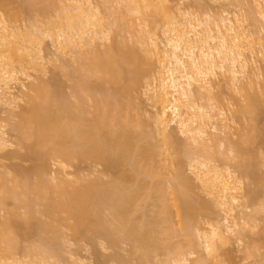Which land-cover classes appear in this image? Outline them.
I'll list each match as a JSON object with an SVG mask.
<instances>
[{
    "label": "bare ground",
    "instance_id": "bare-ground-1",
    "mask_svg": "<svg viewBox=\"0 0 264 264\" xmlns=\"http://www.w3.org/2000/svg\"><path fill=\"white\" fill-rule=\"evenodd\" d=\"M15 1L0 0V158L10 155V128L33 166L0 173V264H63L65 230L73 242L126 244V255L113 258L117 264H221L230 234L242 241L256 226L260 209H247L264 186L257 153L248 147L261 139L255 120L264 101V0H236V13L212 19L190 17L171 0H24L21 10L40 18L23 29L4 15ZM46 64L69 67L74 102L56 73L45 81ZM147 72L154 112L141 120L123 111L121 100ZM182 146L196 154L189 160L192 177L181 169ZM216 147L228 152L219 164ZM52 161L59 171L49 169ZM84 162L103 166L110 179L65 169ZM244 177L257 186L248 196ZM197 188L203 195L190 200ZM200 217H208L207 228ZM193 233L202 240L198 246Z\"/></svg>",
    "mask_w": 264,
    "mask_h": 264
},
{
    "label": "rangeland",
    "instance_id": "rangeland-1",
    "mask_svg": "<svg viewBox=\"0 0 264 264\" xmlns=\"http://www.w3.org/2000/svg\"><path fill=\"white\" fill-rule=\"evenodd\" d=\"M15 1V0H14ZM19 1V2H18ZM24 0H16L15 2H12L11 4H9L7 7H8V11H7V14H4V15H8L7 17L10 19V21H11V23H12V25H18L20 28H25V26H26V28H28V26L32 23V21H33V19H34V17H37V15L35 14V13H32L33 11H30V13H27V12H25L24 10H21V8L23 9H25V1L23 2ZM54 1H56V0H54ZM236 1V0H235ZM17 2V3H16ZM49 2V1H48ZM53 2V1H52ZM21 5V7H20V5ZM28 3V2H27ZM45 3V2H44ZM43 3V4H44ZM47 3V2H46ZM56 3V2H55ZM172 3H175V4H180V8H181V10H183V11H186L187 12V14L186 15H188L189 13L190 14H193L194 16H203V17H205L206 19H207V17H209V18H211L210 16H212L213 18L214 17H216V18H218L220 15H226V14H228V13H231V12H233V13H236L237 12V9H239V7L238 6H240L241 5V2L239 1L238 3H237V1L235 2V3H237V4H234V2H233V0H171V4ZM240 3V4H239ZM48 4V3H47ZM53 4H54V2H53ZM239 4V5H238ZM50 5H51V2H50ZM199 5H200V7H199ZM235 5H237V6H235ZM27 6V5H26ZM55 7H56V5H54ZM243 6H245V5H243ZM246 6H249V4L248 5H246ZM7 7H6V9H7ZM52 7V6H51ZM241 7V6H240ZM250 7H251V5H250ZM244 8V7H243ZM247 8V11H249L248 9V7H246ZM28 9V8H27ZM52 9H53V7H52ZM242 8H240V10H241ZM251 9H252V7H251ZM250 9V10H251ZM26 10V9H25ZM55 10V9H54ZM49 11V13H48V15H50V17H52L53 15H54V13H55V11ZM236 10V11H235ZM240 10H238V12H240ZM244 10H246L245 8H244ZM243 9L241 10L242 11V13H243V11H244ZM6 11H5V13H6ZM182 11V12H183ZM246 11V12H247ZM253 11V10H252ZM246 12H244V13H246ZM183 13H185V12H183ZM249 13V12H248ZM247 13V14H248ZM189 14V15H190ZM232 14V13H231ZM36 15V16H35ZM230 15V14H229ZM253 15H255V13L253 14ZM192 15H190V17H191ZM194 16H192V17H194ZM218 16V17H217ZM6 17V16H5ZM48 17V16H47ZM7 18V19H8ZM38 18V17H37ZM40 18V17H39ZM38 18V19H39ZM49 18V17H48ZM202 18V17H201ZM36 19V18H35ZM45 19V18H44ZM203 20H206V19H204V18H202ZM212 19V18H211ZM41 20V19H40ZM33 24V23H32ZM32 24H31V26H32ZM251 29H252V27H251ZM126 30V29H125ZM123 31V34L122 35H124L126 38H130V37H132L131 35H130V33H126V32H124V30H122ZM128 32V31H127ZM122 33V32H121ZM264 33V32H263ZM262 34V33H261ZM121 34H119L118 36H120ZM121 35V36H122ZM133 35V34H132ZM263 35V34H262ZM123 37V36H122ZM132 39H133V37H132ZM127 40H130V42H131V38L130 39H127ZM128 43H129V41H128ZM43 46H45V48H46V54H47V52L49 51V54L51 55V50H53L54 48H53V46H52V42H51V40L50 39H45V41H44V44H43ZM44 48V49H45ZM54 51V50H53ZM44 53V52H43ZM49 54H48V57H49ZM46 56V55H45ZM47 57V56H46ZM47 57V58H48ZM47 58H46V60L45 61H47ZM50 58V57H49ZM62 58V57H61ZM49 64V63H48ZM47 65V64H46ZM48 66V67H47ZM46 67L48 68V70L49 71H47L46 73H47V75H45L43 78L45 79V81H47V82H49L50 80H52L51 78H53L54 76H53V74H55L56 73V79H57V77H58V82L62 85V91H63V93H64V96H66L67 97V99H69V101H71V102H74L75 101V99L73 98L74 96H73V92H72V90H73V88H72V80L69 78V77H67V76H69L68 74L66 75V73H65V71H66V67H64V69H62L61 68V66H60V68H58V67H55L54 65L52 66V64L51 65H47ZM64 66V65H63ZM62 66V67H63ZM69 67H67V69H68ZM70 70V69H69ZM30 72L31 71H28V73L30 74ZM68 72H70V71H68ZM33 74V73H32ZM31 74V75H32ZM151 74L152 73H146V75L144 76V77H142V79L140 80V83H139V85L138 86H136L135 88H134V90L128 95V96H126L125 98H123L122 100H121V103H122V106H123V111H127V113L130 115V116H132V117H135V116H137V115H139L140 116V118H141V120H147L148 119V115L150 114V113H153L154 112V109L151 107V103L149 102V100H148V93H147V91H146V85H147V83L150 81V79H151ZM33 76V75H32ZM53 76V77H52ZM33 78V77H32ZM219 82H221V81H219ZM221 83H223V81L221 82ZM224 84V83H223ZM223 84L222 85H220V83L218 84V85H220L221 87H222V90H221V88H220V96H222V99L224 100V101H226L227 99H228V92H226V90H227V88H225V86H224V88H223ZM14 86V85H13ZM219 86V87H220ZM15 88H17V87H15ZM216 88H218V86H216L215 87V90H216ZM258 88V87H257ZM260 88V87H259ZM219 89V88H218ZM217 89V90H218ZM226 89V90H225ZM261 89H262V87H261ZM215 90H214V92H215ZM216 90V91H217ZM259 89H256V91H258ZM219 91V90H218ZM217 91V92H218ZM255 91V92H256ZM13 92H17V89H14L13 90ZM258 92H260V90L258 91ZM257 92V93H258ZM263 92V91H262ZM262 92H260L259 93V98H260V100H261V97H260V94L262 93ZM216 93V92H215ZM228 93V94H227ZM253 93V92H252ZM62 94V93H61ZM218 94H219V92H218ZM254 94V93H253ZM263 94V93H262ZM257 95V94H256ZM220 96H219V98H220ZM258 96V95H257ZM262 96V95H261ZM62 97H63V95H62ZM66 97H64V98H66ZM263 99H264V95H263ZM262 99V100H263ZM205 101V100H204ZM220 101H221V99H220ZM227 101H229L230 102V99L229 100H227ZM203 102V101H202ZM228 102V103H229ZM204 103H206V102H204ZM222 103V102H221ZM221 103H219V101H218V105L219 106H221L220 104ZM22 104V103H21ZM24 104V103H23ZM23 104H22V106H23ZM224 103H222V105H223ZM226 104H227V102H226ZM25 105V104H24ZM89 105H90V102L88 101V103H87V106L89 107ZM23 107H25V106H23ZM4 108V106H2V108H0V111L2 110ZM231 108V107H230ZM234 109V108H233ZM91 110H92V108H91ZM261 113L258 115V117H257V119L255 120L256 121V124L258 123V125H259V129H258V132H257V134H258V137L259 138H261V139H257L256 140V142L254 143V144H251V143H249V144H251V145H249L248 147H249V149H253V151L252 152H254V153H252L253 155L255 154V152L257 153L254 157H255V159H256V157H257V159L255 160L256 162H258V173H260V174H258V175H261L262 173H264V147H263V144H264V101L262 102V105H261ZM2 112L4 113V110H2ZM1 112V113H2ZM2 113V114H3ZM0 115L1 117L0 118H2L3 116H4V114L3 115ZM229 114V113H228ZM228 116V115H227ZM235 117V116H234ZM16 119V118H15ZM234 119H236V118H234ZM17 120V119H16ZM15 121V120H14ZM255 121H254V123H255ZM6 124L7 123H5V121H3V122H1V125H3V126H5L4 127V130L6 131V129H8V127L6 128ZM236 128L237 127H240L239 129H238V131H240L242 128H241V126L237 123L236 125ZM257 128H258V126H257ZM10 129V128H9ZM9 129L6 131V132H8V134H6V136L5 137H7L8 139V142L10 143V145H9V143H8V145H7V152L10 154V155H12L11 153L13 152L14 154H16L15 156H10L12 159H10L9 160V156L7 155V159H5V155L3 156V158L1 159L0 158V161L3 163H1V165H3L4 166V164H5V166H4V169H3V166H1L0 165V170H2V172H0V173H3L4 171H5V169H6V171L7 170H9V172H13L14 173V170L12 171V170H10L9 169V167H11L12 166V169L14 168V166H16V165H18L17 167H23V169L24 168H27V169H30V167L31 166H33V164H32V161L30 162V160H25V159H23L24 158V154L23 153H25L26 151L24 150V147H21L22 146V144L20 143V145L18 144L20 141H17V140H19L18 138H17V134L15 133V131L13 132V131H9ZM10 130H12V129H10ZM234 130L236 131V129L234 128ZM260 130H261V132H260ZM261 133V135H260V133ZM261 136V137H260ZM233 137H235V136H233ZM17 138V139H16ZM182 140H183V138L182 137H180ZM236 138H238L237 137V135H236V137H235V139ZM181 139H179V143H180V140ZM237 140H239V139H237ZM234 141H236V140H234ZM237 142V141H236ZM182 143V142H181ZM180 143V144H181ZM184 146H187L186 148H188V145H185L184 144V142L182 143ZM186 148L185 147H180V149L178 150V151H181L180 153H181V155H180V158H181V162H182V164H181V169H182V172L186 175V176H189V177H192V175H191V171H190V168H189V160H190V158L191 157H195L196 156V154H192L191 152H190V156L188 155V151L186 150ZM220 148V147H219ZM219 148L218 147H216V149H218L217 151L218 152H216V154H217V163L219 164V162H223V156H224V154H222V153H224V152H226V150H224V152L222 151V148L219 150ZM5 151V150H4ZM3 151V152H4ZM249 151V150H248ZM3 152L1 153V154H3ZM6 152V151H5ZM11 152V153H10ZM171 152H172V155L171 156H174V152H173V150H171ZM20 153H22L23 154V156H20L21 154ZM227 153L228 152H226V154L225 155H227ZM13 154V155H14ZM249 156H250V154H251V152L249 153H247ZM252 154H251V156H252ZM20 157H19V156ZM247 155V156H248ZM2 157V156H1ZM9 157V158H8ZM13 157H15V158H13ZM5 159V160H4ZM3 160V161H2ZM51 163H53V164H51ZM50 164H49V169L50 170H53V172H54V169L56 170V172H57V169H58V165L55 163L54 164V162L52 161ZM216 163V162H215ZM216 163V164H217ZM234 163H235V161H234ZM32 164V165H31ZM75 164V163H74ZM232 164H233V161H232ZM57 165V166H56ZM9 166V167H8ZM26 169V170H27ZM65 169H67L69 172H71L72 171V174H74V176L77 174L76 173V171L80 174V175H82V176H84L86 179H89V178H91V177H95V175L97 176V175H99V176H101L102 178H103V180H109L110 179V177H111V173L110 172H106L105 170H104V167L103 166H101V165H98V164H95V163H92V162H87V163H79V164H77L76 166H71V167H69V168H65ZM4 170V171H3ZM60 169H58V171H59ZM8 172V171H7ZM74 172V173H73ZM13 173H11V175H13ZM31 172H30V170H29V176H31V174H30ZM110 173V174H109ZM163 173H164V179H169L170 178V174H168V171L165 169L164 171H163ZM71 174V175H72ZM29 176H28V178H29ZM69 177H72V176H69ZM83 177V178H84ZM72 178H74V177H72ZM245 179H243L242 181H244V183L242 182V185H243V189H244V193L246 194L247 193V191L249 190L250 191V189L251 188H253V186H254V188H255V186L256 185H253L254 184V182L252 183V179L250 180L248 177L246 178V177H244ZM30 180L32 179H34V175H33V178L32 177H30L29 178ZM195 184H197V182L195 183ZM195 186H197V185H195ZM257 187V186H256ZM252 190V189H251ZM257 190V192H258V194H257V198H256V196H254V198H255V200H254V203H252V204H250V206H249V208L247 209V212H252V210L254 209V208H256V209H260L258 212V216L256 215V220H255V227L254 228H251V229H247V236H246V238L244 239V240H242V241H239V240H237V238H235L234 237V235L233 234H230V241H229V243L226 245V247H225V249H226V251H227V253H228V255H225V256H222L221 258H220V261H221V264H263L264 263V239H262V236H261V234H262V231L264 230L263 229V227H264V208L262 209V207H260L261 205H260V203L262 204V202H264V186H263V190H261V188H260V190L258 191V189H255L254 191H256ZM248 191V192H249ZM248 194L249 193H247V196H248ZM197 195H203L202 193H201V191H199L198 190V188L197 189H195L194 190V193H190L189 194V199L190 200H192V199H194ZM255 195V194H254ZM246 200V203H247V201H249L250 200V198L248 199L246 196H245V198H244V201ZM250 202V201H249ZM8 203H10V202H8ZM249 204V203H248ZM7 206H9V208H10V206H12V204L10 203L9 205H7ZM15 209V208H14ZM17 211H21V209L20 208H18L17 209ZM16 211V212H17ZM1 213V212H0ZM2 214V213H1ZM224 214H222V212H221V210H217V214H216V217L218 218V219H221V217L223 216ZM1 216V215H0ZM201 218V217H200ZM230 219H232L231 217H229ZM0 219H1V217H0ZM229 219V224L230 223H232L231 222V220ZM207 221H209L208 220V217L206 218H201L200 219V227H202V228H207L208 227V225H207ZM263 229V230H262ZM65 232V234L67 235V238L68 239H66V244H64V246H63V248H62V250L60 251L61 252V257L63 258V261H65L66 263H67V261H68V263L70 264V262L72 261V262H74V258H76V260H79L80 259V261H82V264H85V263H88V262H90L89 264H117L116 262H115V260H113V258H114V256H115V254H121V255H126V253H127V249H128V246L126 245V244H122L120 247H118V248H109V246H106V244H105V242H103V240H97V243H95V244H93V245H91L90 243H88V242H86V241H79V242H73L71 239H70V231L68 232L67 230H65L64 231ZM33 237V236H32ZM36 236H34L33 238H31V236H30V238L29 239H31L30 240V243L29 244H34V241L36 240V238H35ZM28 239V240H29ZM35 239V240H34ZM183 239V238H182ZM182 239L181 238H179V237H176V238H173L172 239V241L173 242H180V241H182ZM185 240H187V239H189V237H185L184 238ZM192 239L194 240V242H195V245L196 246H198V244L202 241L200 238H198V234L197 233H193V236H192ZM254 245H256L258 248V250H257V252H256V254H255V256H248L247 254L248 253H246V252H248V250L250 249L251 250V246L253 247ZM254 248V247H253ZM253 250V249H252ZM199 252H200V255H202V256H204L205 255V252H204V250H203V248L202 247H200L199 248ZM71 254H72V256H71ZM74 256V257H73ZM71 257H73L72 259H71ZM158 258L159 259H162V258H164V255H162V254H160L159 256H158ZM65 259V260H64ZM70 259V260H69ZM60 260V259H59ZM86 260V261H85ZM65 262H63V264L65 263ZM71 262V263H72ZM85 262V263H84ZM62 263V261L60 260V264ZM65 263V264H66ZM58 264V263H57ZM80 264H81V262H80Z\"/></svg>",
    "mask_w": 264,
    "mask_h": 264
}]
</instances>
